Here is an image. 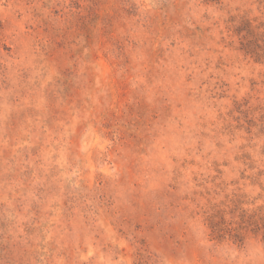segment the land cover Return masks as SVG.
Here are the masks:
<instances>
[{"label": "rangeland", "instance_id": "374dc122", "mask_svg": "<svg viewBox=\"0 0 264 264\" xmlns=\"http://www.w3.org/2000/svg\"><path fill=\"white\" fill-rule=\"evenodd\" d=\"M251 43L264 0H0V264H264Z\"/></svg>", "mask_w": 264, "mask_h": 264}, {"label": "trees", "instance_id": "16d2710c", "mask_svg": "<svg viewBox=\"0 0 264 264\" xmlns=\"http://www.w3.org/2000/svg\"><path fill=\"white\" fill-rule=\"evenodd\" d=\"M251 46H253L250 50L248 48L245 49L247 54L254 57L255 61L257 63L264 64V45H259L257 43H251ZM255 220H253L254 225L256 226L257 230L259 232L263 233V239H264V212L258 215H255Z\"/></svg>", "mask_w": 264, "mask_h": 264}]
</instances>
